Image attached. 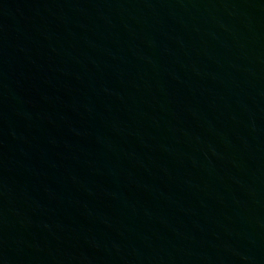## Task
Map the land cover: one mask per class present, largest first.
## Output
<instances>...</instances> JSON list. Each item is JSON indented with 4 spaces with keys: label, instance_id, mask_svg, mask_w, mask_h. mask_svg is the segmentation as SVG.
<instances>
[{
    "label": "water",
    "instance_id": "obj_1",
    "mask_svg": "<svg viewBox=\"0 0 264 264\" xmlns=\"http://www.w3.org/2000/svg\"><path fill=\"white\" fill-rule=\"evenodd\" d=\"M0 264H264V0H0Z\"/></svg>",
    "mask_w": 264,
    "mask_h": 264
}]
</instances>
